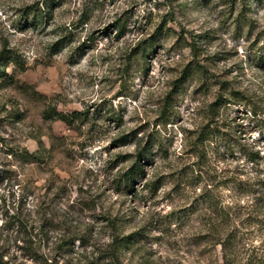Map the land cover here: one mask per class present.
Returning <instances> with one entry per match:
<instances>
[{
    "label": "rangeland",
    "instance_id": "obj_1",
    "mask_svg": "<svg viewBox=\"0 0 264 264\" xmlns=\"http://www.w3.org/2000/svg\"><path fill=\"white\" fill-rule=\"evenodd\" d=\"M40 1L0 0V50L7 46L24 56L27 68L15 78L43 96L37 101L14 87L0 89V263L106 264L93 250L110 241L106 225L113 220L119 234L142 230V250L135 257L147 264H264L260 190L242 198L248 219L230 235L233 249L226 240L212 244L217 237H204L199 218L177 229L149 223L188 201V194L171 190V180L198 159L194 141L208 123L212 168L240 165V178L251 177L252 163L242 152L249 148L261 152L258 168L264 170V77L246 57L249 43L264 41V0H54L44 22L19 24L22 12ZM165 19L188 39L211 36L205 47L223 58L215 70L239 65L228 78L238 77L235 86L255 108L229 103L211 114V93L195 91L191 82L175 93L172 82L188 57V49L175 46V36L138 58L134 49ZM119 21L122 34L115 27ZM167 98L172 106L162 117ZM49 104L62 112L88 110L91 125L71 129L61 120L44 119ZM50 132L56 140L50 141ZM155 138L151 161L143 163L145 176L132 187L119 186L137 151ZM40 140L45 147L51 142L50 193L44 186L49 167L32 170L6 154L10 147L35 151ZM158 179L163 185L151 197L144 184ZM222 189L228 200V189ZM76 236L91 240V246L81 250ZM130 258L122 256L124 263Z\"/></svg>",
    "mask_w": 264,
    "mask_h": 264
},
{
    "label": "trees",
    "instance_id": "obj_2",
    "mask_svg": "<svg viewBox=\"0 0 264 264\" xmlns=\"http://www.w3.org/2000/svg\"><path fill=\"white\" fill-rule=\"evenodd\" d=\"M54 0H41L40 3L30 6L25 9L21 16H19V24L37 26L44 22L49 16H51L53 10ZM168 19H165L155 31L149 35L148 39L144 40L143 46L139 49H134L136 56L142 60L146 56V53L153 49L158 41L166 39L170 35L175 36V46L179 48L188 49V57L182 64L178 71V75L172 82V87L175 93L184 92L186 83L191 82L194 90L204 93H211L212 100L207 104V111L211 114L218 113V110L229 103H244L254 109V103L247 96L246 91L235 86L238 81L237 76H231L234 71H240L239 65L228 66L223 71H216L218 67V61L220 58L218 52H209L205 47V41L211 39L208 34L203 35H190L188 39L177 32L175 29L167 26ZM24 27V26H22ZM118 34H122L124 31V23L120 21L115 25ZM207 37V38H206ZM65 45V44H64ZM60 46L56 48L53 53H57ZM246 57L249 65H251L256 71H258L264 77V41H254L249 43V47L246 51ZM10 67L11 73L6 69ZM27 68V63L17 50L4 46L0 50V89H6L14 87L25 95L32 97L33 99L40 101L43 96L37 93L32 86L19 82L15 78L16 73H22ZM242 73V72H241ZM240 76V75H239ZM264 83V80H263ZM264 85V84H263ZM262 85V86H263ZM171 98V97H170ZM172 101L165 99L163 107L161 108L162 117L163 113L169 111L172 106ZM249 114L254 113V110L248 111ZM90 113L88 110H74L72 112H62L57 108L56 104H49L42 111V117L44 119H50L51 121L61 120L69 128L82 129L91 125ZM113 119L117 122L118 119ZM167 119V118H166ZM166 123V122H165ZM212 135L211 124H207L206 128L200 131L194 141V151L197 154L198 159L195 162L184 165L175 172L174 178H172L171 190L179 194L189 196L186 204L181 208L170 210L164 216L149 222L151 225H156L155 228L169 229L171 226L181 227L190 221L197 218L202 220L204 226V237H217L212 244L222 243L224 240L230 242V235L234 233L239 224L246 222L248 218H244L245 205L241 204L243 197L254 195L259 190L264 192V171L258 168L260 167V151L244 148L242 152L247 161L252 163L251 171L253 175L245 179L240 178V172L242 167L235 165L230 168L217 169V165L212 168L209 165L208 160V145L206 139H209ZM50 141L56 140L55 136L49 134ZM125 138V136H123ZM122 138V139H123ZM0 137V144L2 142ZM126 141V140H125ZM210 141V140H208ZM210 143V142H209ZM39 147L35 151H29L25 147H10L6 148V154L12 157V159L19 165L29 167L32 170L35 169H48L49 175L45 179L44 186L48 192H51V142L49 147H45L40 140L38 142ZM158 146L157 139L146 141L142 149H139L135 154V162L123 173V178L118 179L119 186L132 187L134 181L137 178L145 176L143 171V163L145 161H151L149 158L153 154L155 146ZM54 146V144H53ZM243 148L242 146H240ZM157 149V148H156ZM161 153V152H160ZM216 160V158L214 159ZM217 162V161H216ZM244 169V168H243ZM58 179L57 185L59 188L62 186L59 184V176L55 174ZM160 179V178H159ZM155 180L150 183L146 181L145 187L149 186L151 197H154L156 192L162 183L160 180ZM61 183V181H60ZM222 187H225L229 191L228 200L224 199L221 195ZM51 207V199L49 201ZM234 216H233V215ZM14 218V217H13ZM48 221V217L45 219V223ZM107 227L111 230L110 241L103 246L95 247L93 251L96 253V259H99L106 264H147V260L135 255H139L141 249V243H143V234L141 231L132 232L128 234H119L117 232L116 223L111 220L107 221ZM141 229H144L141 228ZM213 238V239H214ZM74 238L71 240V245L74 244ZM75 241H78V245L81 250H86L88 246H91V240L87 241L83 236H76ZM209 240H206L208 242ZM64 238L60 239V243H63ZM66 244V242L64 243ZM63 244V245H64ZM94 245V244H93ZM92 245V246H93ZM141 249V250H140ZM93 251H91L93 253ZM130 254L131 258L129 263H124L122 260L123 254ZM2 259V258H1ZM0 264H7L1 262Z\"/></svg>",
    "mask_w": 264,
    "mask_h": 264
}]
</instances>
